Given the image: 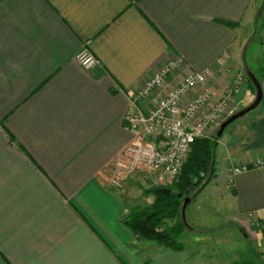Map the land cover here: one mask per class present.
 I'll return each instance as SVG.
<instances>
[{
    "label": "crops",
    "instance_id": "crops-1",
    "mask_svg": "<svg viewBox=\"0 0 264 264\" xmlns=\"http://www.w3.org/2000/svg\"><path fill=\"white\" fill-rule=\"evenodd\" d=\"M256 6V0H0V264H205L185 244L183 251L167 249L123 223L132 209L154 201L142 186L150 172L134 173L121 188L110 179L134 140L125 127L137 107L133 96L169 62L182 65L140 108L154 107L196 72L207 74L213 102L241 81L221 124L254 102L237 51L255 25ZM87 46L100 61L91 70L77 62ZM220 140L229 161L216 164L207 186L245 229L251 215L264 219V97ZM244 165L248 170L230 182L229 169ZM151 180L156 191L169 179L154 173Z\"/></svg>",
    "mask_w": 264,
    "mask_h": 264
},
{
    "label": "built area",
    "instance_id": "built-area-1",
    "mask_svg": "<svg viewBox=\"0 0 264 264\" xmlns=\"http://www.w3.org/2000/svg\"><path fill=\"white\" fill-rule=\"evenodd\" d=\"M77 62L85 70L100 64L88 46L78 55ZM181 65L180 59L169 62L133 96V104L137 107L126 115L125 127L134 140L115 163L117 175L110 179L114 187H123L125 178L141 170L168 179L178 177L192 145L221 125L223 116L240 93L241 81H237L225 90L219 101L213 102V91L206 85L207 74L196 72L168 89L154 107L140 108L138 103L154 91L163 89L169 75ZM247 170L245 165L232 168L230 182Z\"/></svg>",
    "mask_w": 264,
    "mask_h": 264
},
{
    "label": "rangeland",
    "instance_id": "rangeland-1",
    "mask_svg": "<svg viewBox=\"0 0 264 264\" xmlns=\"http://www.w3.org/2000/svg\"><path fill=\"white\" fill-rule=\"evenodd\" d=\"M256 4L255 25H250L245 31L246 38L240 42L237 58L238 66L244 71L245 79H249L252 74L255 75L264 91V0H256ZM218 129L219 125L213 128V131H210L205 138L217 142L214 161L215 168L217 164L220 169L224 162L229 161V156L227 147L221 144L220 137L218 140L214 138L217 136ZM153 175L154 172L143 173L142 176L146 177V182H141L144 188H151L148 193L152 192L154 195L153 188L156 187L152 185L153 181H150ZM178 177L169 179L161 186L168 187ZM144 204L143 202L142 207H145ZM227 207L225 199L214 197L213 188L210 185L207 186L190 203L186 211L189 226L184 231L181 241L193 257L197 255L203 257L205 264H231L241 261L249 264H264V219L248 217L249 224L244 229L241 224L230 219Z\"/></svg>",
    "mask_w": 264,
    "mask_h": 264
},
{
    "label": "trees",
    "instance_id": "trees-1",
    "mask_svg": "<svg viewBox=\"0 0 264 264\" xmlns=\"http://www.w3.org/2000/svg\"><path fill=\"white\" fill-rule=\"evenodd\" d=\"M221 23L230 27L237 26L235 23L222 21ZM248 82L253 95L256 96L257 91L252 79L249 78ZM214 138L219 139L218 133ZM216 144L217 142L211 139H197L192 145V151L178 179L168 187H161L154 191V202L151 205L132 209L122 220L139 239L156 242L175 251L184 250L185 245L181 240L188 226L182 219V205L186 197L192 199L197 197L216 176L214 161ZM198 188L200 189L196 191ZM162 189H169L171 193H163ZM231 264L249 263L241 261Z\"/></svg>",
    "mask_w": 264,
    "mask_h": 264
},
{
    "label": "water",
    "instance_id": "water-1",
    "mask_svg": "<svg viewBox=\"0 0 264 264\" xmlns=\"http://www.w3.org/2000/svg\"><path fill=\"white\" fill-rule=\"evenodd\" d=\"M250 78L252 79V81H253V83H254V85L256 87V91H257L254 102L249 107H246L245 109H243V110L231 115L227 120H225L220 125V129L218 131V136L219 137H221L223 135V133L225 132L226 128L230 124H232L233 122H235L238 119H241V118L245 117L247 114H249L250 112L254 111L261 104V102L263 100V97H264V91H263V87L261 85V82L253 74L250 76ZM161 191L163 193H166V194H170L171 193V190H169V189H162ZM179 197H181V195H179ZM191 201H192L191 197H186L184 199V203L182 205V211H181L182 219H183L185 225H187V226H188V224H187V220H186V211H187V208H188L189 204L191 203Z\"/></svg>",
    "mask_w": 264,
    "mask_h": 264
}]
</instances>
